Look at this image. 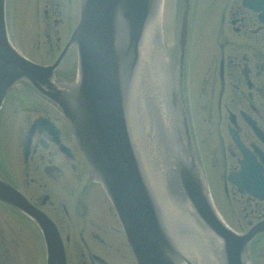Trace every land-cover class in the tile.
<instances>
[{"label":"flooded vegetation","instance_id":"1","mask_svg":"<svg viewBox=\"0 0 264 264\" xmlns=\"http://www.w3.org/2000/svg\"><path fill=\"white\" fill-rule=\"evenodd\" d=\"M33 3L37 45L32 48L27 41L30 52L24 50L25 55L52 63L78 23L81 0ZM11 4L12 0H5L10 40ZM212 43L216 52L200 72L189 76L186 66L176 113L180 117L199 113L212 127L207 139L213 142L217 163L224 161L226 166L224 192L234 210L243 214L237 228L241 232L264 220V199L228 180L229 173L240 171L248 160L253 166L246 177L247 188L260 189L258 167L264 180V1L224 0ZM72 50L71 63L65 67ZM35 52L50 60L39 61ZM75 54L74 47L67 50L55 70L54 83L62 91L76 80ZM191 138L198 153L201 140L196 132ZM6 186L11 191L8 200L0 197V264H138L60 105L25 79L15 83L0 104V191ZM24 199L46 228L16 205ZM263 245L264 232L250 246L251 255L261 257L254 264H264Z\"/></svg>","mask_w":264,"mask_h":264},{"label":"water","instance_id":"2","mask_svg":"<svg viewBox=\"0 0 264 264\" xmlns=\"http://www.w3.org/2000/svg\"><path fill=\"white\" fill-rule=\"evenodd\" d=\"M185 2L179 35L181 62L189 0ZM161 3L83 0L82 17L69 43L78 46L79 84L64 94L46 93L62 106L92 174L103 184L120 217L139 264H195L175 233L184 223L218 247L220 264H251L248 245L264 224L244 234L236 233L214 208L191 149L171 158L176 150L158 134L153 139L148 133L142 150L133 135L128 113L131 85L138 72L147 24L154 16L159 18ZM3 10L4 0H0V98L19 78L41 87L55 68L16 61L18 53L7 40L4 43ZM160 174L163 179L156 180ZM246 177L243 170L238 175L230 174L229 179L247 188ZM0 195L7 197L4 192ZM171 222L177 224L175 229Z\"/></svg>","mask_w":264,"mask_h":264},{"label":"rangeland","instance_id":"3","mask_svg":"<svg viewBox=\"0 0 264 264\" xmlns=\"http://www.w3.org/2000/svg\"><path fill=\"white\" fill-rule=\"evenodd\" d=\"M223 2L224 0L190 1V42L188 47L190 54L186 63V66L188 67L187 73L189 76H195V74L200 72L212 58V54L216 52V47H214V44L212 43V38L215 25L220 18L221 6L223 5ZM182 7L183 0H164L162 14L160 16L161 21L159 20V34H157L158 43L160 45L161 52L167 56V58L168 56L172 58V60L168 58L170 62H174L172 53L177 46L175 40L179 31V23L181 21L180 13L182 12ZM40 8L41 11L44 9L43 3ZM10 12L12 23H10L11 32L14 33L17 43L28 53L30 52L28 44L29 42L32 48H35L37 45L34 31L37 32L38 28L34 22L35 9L33 0H12ZM78 12L79 8L76 9L77 15L75 20H78ZM16 31H19V34L22 36V38L19 37ZM41 46L44 48V44H41ZM35 53L39 61H47L48 59L50 60V58H48L45 54H37V52ZM73 54L74 50L68 54L66 60L63 63L65 67L70 65L71 56ZM176 56L178 57V52L176 53ZM181 80H183V76L181 77ZM194 104L195 108H197L195 100ZM194 113L197 114L196 112ZM191 122L193 129L198 133L199 139L201 140L200 149L203 158L205 159L203 160L201 168L204 169L205 173H207L209 176L212 189L211 195L215 205L224 221L237 229L239 228L240 222L242 221L243 214H238L234 210L231 205L230 198L224 192L222 175L225 173L227 174V171H225L226 166L223 164L224 161L217 163L213 142L207 139V134L209 133V130L212 129V127L205 122L204 118L200 117L199 113L197 116H191ZM190 234H188L189 237L193 238L192 234ZM260 238L261 237H258L255 240L254 249L258 247L259 241L261 240ZM253 255L255 257L251 256V258L254 262L260 260L259 258L261 257L259 256V253L254 254L253 252ZM262 260L264 261V259Z\"/></svg>","mask_w":264,"mask_h":264},{"label":"bare ground","instance_id":"4","mask_svg":"<svg viewBox=\"0 0 264 264\" xmlns=\"http://www.w3.org/2000/svg\"><path fill=\"white\" fill-rule=\"evenodd\" d=\"M159 19L154 16L148 22L143 39L140 44V58L138 65V81H140L139 101L136 102L138 111L142 114L139 117L140 131H151L157 133L159 137L168 139L171 137L169 123L171 118L170 102L173 93L174 81L169 69L168 58L161 52L158 43ZM172 128V139H176L174 134V120L170 123ZM166 169V168H165ZM151 172V171H150ZM152 179H154L152 177ZM156 180L163 179L162 175L155 177ZM154 179V180H155ZM180 217V215H179ZM184 220V218H183ZM191 226L186 223L181 225L184 238L182 248L187 252L188 258L198 264H220V254L217 246H213L201 233L194 232L196 238H190Z\"/></svg>","mask_w":264,"mask_h":264}]
</instances>
